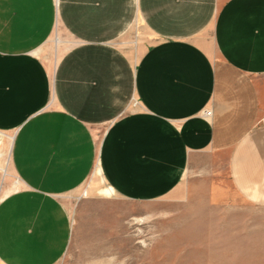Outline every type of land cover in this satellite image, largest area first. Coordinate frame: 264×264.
<instances>
[{
    "label": "crops",
    "instance_id": "crops-1",
    "mask_svg": "<svg viewBox=\"0 0 264 264\" xmlns=\"http://www.w3.org/2000/svg\"><path fill=\"white\" fill-rule=\"evenodd\" d=\"M73 1L0 0V134H12L15 178L6 191L0 161V264L60 261L59 201L95 169L104 194L150 198L197 154L222 153L239 196L264 207V0ZM61 7L78 17L59 19ZM59 20L79 42L53 68L38 51Z\"/></svg>",
    "mask_w": 264,
    "mask_h": 264
},
{
    "label": "rangeland",
    "instance_id": "rangeland-1",
    "mask_svg": "<svg viewBox=\"0 0 264 264\" xmlns=\"http://www.w3.org/2000/svg\"><path fill=\"white\" fill-rule=\"evenodd\" d=\"M68 10L78 8H59V19ZM68 31L59 20L53 38L38 51L53 68L79 42ZM120 42L135 50V39ZM104 132H99V143ZM11 136L0 134V161L8 166L6 191L15 188ZM109 185L95 169L81 188L59 201L70 213V237L57 264H264V207L236 192L225 154H197L183 181L163 195H106L103 189Z\"/></svg>",
    "mask_w": 264,
    "mask_h": 264
},
{
    "label": "built area",
    "instance_id": "built-area-1",
    "mask_svg": "<svg viewBox=\"0 0 264 264\" xmlns=\"http://www.w3.org/2000/svg\"><path fill=\"white\" fill-rule=\"evenodd\" d=\"M204 112H205V114H210L211 113L210 110H205Z\"/></svg>",
    "mask_w": 264,
    "mask_h": 264
}]
</instances>
